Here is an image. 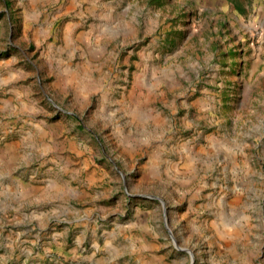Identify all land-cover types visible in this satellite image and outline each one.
<instances>
[{"label":"rangeland","instance_id":"obj_1","mask_svg":"<svg viewBox=\"0 0 264 264\" xmlns=\"http://www.w3.org/2000/svg\"><path fill=\"white\" fill-rule=\"evenodd\" d=\"M0 264H264V0H0Z\"/></svg>","mask_w":264,"mask_h":264}]
</instances>
